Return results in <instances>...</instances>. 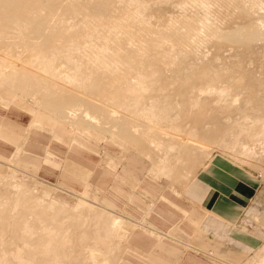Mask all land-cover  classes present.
<instances>
[{"label": "bare ground", "instance_id": "bare-ground-1", "mask_svg": "<svg viewBox=\"0 0 264 264\" xmlns=\"http://www.w3.org/2000/svg\"><path fill=\"white\" fill-rule=\"evenodd\" d=\"M68 1L0 0V45L5 44L6 51V46L9 45L7 52L10 53L18 44L24 43V47L26 46V50L23 45L24 49L19 50L20 53L26 51L23 57L18 51L20 55L15 53L9 56L6 51L3 53L2 50L5 49L0 47L1 82H8L12 89L19 87L20 91L32 98L41 94L42 100L36 101L37 104L51 115L66 120L70 126L80 127L85 122L90 126H102V129L107 127L111 137L117 136L126 140L125 142L130 141L128 144L133 142L135 147H141L146 153L144 157L150 159L152 166L149 171L154 178L166 176L165 178L168 177L171 181H188L193 175L189 169L195 167L192 165L195 160L198 161V156L202 153L205 155V151L208 154L207 148L210 146H218L217 150L221 147L226 149L228 142L232 143L233 147L238 143V148H234L233 153L236 151L243 163L246 161L250 164L253 161L254 164L257 161L264 167V162L259 159L264 156V100L256 103L258 101L251 102V97H248V103L259 104L257 107L252 104L258 112L255 111V115H251L253 112L243 113L240 115V121L231 125L220 124V116L210 115L206 111L208 105L212 108L214 105L218 106L217 110H230L236 101L230 97V92H226L227 88L224 91V84L221 89L216 86L223 77L222 67L221 72L216 70L218 68L209 67L213 77L199 92L210 95L211 98L215 96V99L210 102V99L205 98L209 100L205 102L200 96L190 94L181 100V106L176 104L180 108L178 110L177 107L175 115L172 112L174 108H171L172 101L159 96L163 92L162 86H158L160 83L155 81L156 84H153L158 87V93L155 89V93L147 94L154 88L153 79L162 72H167L169 68L174 75L187 80L184 86L178 87V94L185 95L190 89L192 91L194 86L188 81L192 78L189 72L192 69L176 64V60L187 54L184 45L192 47V53L198 54L201 51L200 45L209 38L220 37L218 22H222L219 20L222 19L223 13L218 11L224 6L225 9H231L228 14L232 17L244 7L248 10L251 6V16L260 11L262 15L258 16L259 19L255 18L240 27V31L237 32L238 28L234 27L238 38L241 37V40L244 39L247 43L261 40L260 38L264 40V0H179L173 3V6L177 7L178 13L181 11L182 15H176L174 20L169 19L171 21L162 29L147 22L143 15L152 3L159 4L166 0ZM247 4L248 8L245 6ZM213 5L217 6V12L212 11L216 8ZM255 8L258 10L254 11ZM80 13L84 15V19L79 23V20L76 22L75 19L78 16L74 17L73 14ZM67 14H72L73 18L70 17L66 22L64 16ZM18 20H21V23ZM64 22L68 25L64 26ZM24 29H30V32H24ZM93 30H103L104 33ZM79 40L83 41L79 42L82 48L91 53L84 55V58L90 63L93 62L92 68L85 72L75 67L71 71L69 66V69L65 70L63 68L67 64L63 58L64 64H58L59 68H63L59 70L58 66L54 65V53L57 55L60 52H55L57 45H61L59 48L64 50L67 44V47L73 44L76 49L74 44ZM12 45H16L14 49ZM178 45L182 49L185 48L179 49L176 53L178 55L175 56L176 50L173 51ZM6 53L8 55H5ZM73 55L69 56L70 58L66 56L67 60H71ZM257 86L264 93V79H260ZM249 92L254 94L251 90ZM209 106L208 108H211ZM202 114L205 117H200ZM189 117L193 119L188 120ZM163 122L165 129L163 128L162 136L158 133L157 125ZM217 131L219 136L216 138ZM125 142L122 141L124 146ZM145 145L147 149L143 148ZM126 148L122 154L128 152L129 147ZM227 150L225 153L231 151V155L232 150ZM232 155L233 159L237 156ZM170 157L172 161L169 160ZM235 160L241 163V160ZM0 183V264H111L112 260H116L115 255L121 251L118 249L122 248L118 246L119 242L131 227V222L104 207L98 196L89 192L90 189L78 195V200L72 204L43 188L28 185L24 179L14 174H0Z\"/></svg>", "mask_w": 264, "mask_h": 264}, {"label": "rangeland", "instance_id": "rangeland-1", "mask_svg": "<svg viewBox=\"0 0 264 264\" xmlns=\"http://www.w3.org/2000/svg\"><path fill=\"white\" fill-rule=\"evenodd\" d=\"M70 1L71 0H69L68 3ZM167 1L170 3H168ZM177 1L179 0H166V1H163L164 3L161 1L159 4L152 3L151 4L152 6H149L146 12H144L143 16L145 17V20L147 18L146 21L152 24L154 27L156 26L159 29L160 28L162 29V27L164 28L165 25H167V22L171 21L169 19L174 20L175 19L174 17L176 15H179L182 13L181 11H179L178 13V8L173 6V3H176ZM248 5L249 4L245 6L248 8ZM215 6L213 5L214 8ZM224 7L221 9V11H218V13L220 12L221 14L223 13L222 15H225L223 17L221 15L222 19L219 21H222V22H218V33L221 30L219 34L220 37L219 36L214 37L213 39L209 38L210 40L208 39V41L200 45L201 47L200 46L199 47L201 51L199 50L200 51L198 52V54L200 53L199 55L192 53L193 52L192 47H188L187 45H184L186 46L185 48L183 45H181L182 47L186 49L187 54L185 53L186 54L185 56L177 58L176 64L178 63V64H181L183 67L192 69L191 71L189 70L190 74L192 75V78L191 80H188L192 82L191 85L194 86L192 91L190 89L189 92L186 93L185 95L178 94V90H179L178 87L182 85L184 86V82H186L187 80L184 81L182 76L181 78H179L180 77L179 75H174L172 71H169V69L171 68L167 69L168 71L166 70L168 73L162 72L160 76L157 75L160 79H158V77L156 76L153 79L154 81L152 82V85L154 84L155 81L157 82V84L160 83L158 84V86L159 85L162 86L163 88L162 91L164 93L162 92L161 95L159 94H156V95H159L161 97L164 96L168 100L172 101L171 108H174V110L172 111L174 113L176 112L175 110L178 107L177 106L178 103H179V106H181L182 105V104L180 105L181 100L185 99L190 94H194V96L197 95L198 97L200 96V98L205 100V102L209 101L206 99H210V102L214 100L215 96L211 98L212 96L210 97V95H206L204 93L199 94V92H200V89L203 90L202 87L205 85V83L211 80V78L213 77L212 70H208L209 67L212 66L214 69L218 68L216 70H219L220 72L222 70L221 69L222 67L223 68L222 72L224 73L225 70L226 72L224 74L221 73L223 77L219 79V81L221 82L218 81V84L216 86L218 88L220 87L222 88L224 84L225 86L223 88L224 91L228 89L229 91L227 90L226 92H230L229 93L230 97L236 99V101L233 102L234 104H232L231 106L233 107V109L231 108L230 110L223 111V110H217L219 109L217 108L218 106L214 105L216 108H214V106L212 108V106L208 105L209 107L212 108L211 110V108H208V106L206 105L207 106L206 111L210 115L220 116V120H219L220 124L231 125V124H235L239 122L242 117V116L240 117V115H242L243 113L249 112V114H251V112H253L251 115L253 114L255 115V113H257L258 111H256L254 107H257L259 105V104L256 105V103H261V101L264 100V93L262 92V89L257 86V82L260 79H264V40H262L263 38H260L261 40H257V39L252 40V42H249L247 40L248 41L247 43L246 40L244 39H243L244 41L241 40V37L239 39L238 38L239 35H237V33L235 34L236 31L237 32L238 30L240 31V27H243L245 24L252 22L255 18L259 19L260 17L259 15H262L261 13H259L260 11L254 13L255 15L251 16L253 14L252 13L253 9H251V6L249 9L252 10V12H250L249 9L247 10L244 7L238 12L239 14L237 13L235 14V16L233 15L232 17L230 14H228L229 13L228 10L230 11L231 9L226 8L227 9L226 10ZM216 8L215 10H212V11L217 12L218 8L217 9ZM255 10H258V8L257 9L255 8L254 11ZM248 11L250 12V14L247 13ZM81 14L82 13L73 14L74 17L78 16L75 18L76 22L78 20H79V23L83 21L84 18L82 16L84 15L83 14L81 15ZM68 15L69 14L64 16L65 18L64 21L70 20V17L73 18L72 14H70L69 16ZM72 18L71 20H74ZM18 21H20L19 23H21V20H18ZM95 21L97 22V20H94V22ZM22 22H25V21L22 20ZM235 23L237 24V26L238 25L239 26L237 27ZM63 25L67 26L68 23H65ZM230 26L233 27V29ZM234 26L236 27V29L237 28L238 29L236 30ZM29 30L24 29V32L25 31L30 32ZM228 30L229 31L234 30V31L231 33V31L229 32ZM96 31L98 32L100 30H93V32H96ZM104 31L106 32L107 30H104ZM100 32H103V30ZM8 35L10 36L11 34H8ZM9 36L8 38H10ZM79 42L81 43L83 41L82 40L81 41L79 40L78 42L76 41V44H74L76 49L73 48L74 47L72 46L73 44L70 45L69 47H67L68 44L67 46L65 45L66 47L62 45V47L64 46L65 48H68L67 50L65 48H63L64 50H62L59 48L61 47V45H57L58 49L56 47L57 50H55V52L60 51L62 54L60 52L57 55L56 53H54L56 56V59L60 58L57 60L55 59L56 63L54 61L55 63L54 65L58 66L59 68V66L62 65L61 63H63L65 59L64 63H66L67 66L65 65L66 67L64 68L62 67L65 70L69 69L68 68L69 66H70L69 70L71 71H73L74 70L73 68L75 67L85 72H87V69L90 70L92 68L91 63L93 62L90 63V61L84 58V55H87V54L90 55L91 53L90 51L84 50L82 48V45ZM2 45L3 44L1 43L0 47H2V49H5L4 47L5 44L3 46ZM16 45H12L13 49ZM22 45L24 47L25 44L24 43L18 44L14 50H11L12 48L11 47L10 48L11 53L7 52L10 47L9 45L6 46L8 47L7 51L6 49L2 51L3 53H5L6 51L9 54V56L15 53L17 54L18 52L19 53L21 52L19 50H23L24 48H25L24 50H26V46L23 48ZM77 45L81 49L80 48L78 49ZM70 47H72L73 49H70ZM178 47L174 48L173 52H175L176 50L175 54L178 53L177 51H179V49L180 50L182 49L180 45H178ZM69 49L70 51H68ZM61 50L62 51L66 50L67 52L66 51L62 52ZM72 50H73V53H72ZM24 52L25 53H20L21 57H23L26 54V51ZM7 53L5 55H8ZM72 55L74 57L71 60H67L68 59L67 57L72 56ZM177 55L178 54H176L175 56ZM73 59L74 60L76 59L75 61L77 62V64L79 63L78 67H77V64H75L76 62ZM67 61H71V63ZM62 68H59V70H61ZM169 75L170 76L172 75V76L170 77ZM168 80H171V81H168ZM1 83H0L1 84L0 85L1 86V89H0V159L2 161L0 160V174L2 175L14 174L17 177L24 179L28 183V185H31V186L35 185L39 188H43L49 191L50 193L73 204L78 200V196L73 197L72 195H68L67 193L61 190L62 186L60 185L50 186V184L66 183L78 191H83L85 189L84 181L82 178L76 177L70 174L68 175L63 174L62 170L64 169L68 161L69 160L74 161L78 165H81L85 168H95L96 167L95 174L93 173L90 177V181L94 183L97 181L99 175L103 172V169H104L98 165V162L100 161L101 156L104 158L103 164H107L112 161L117 162L116 160L117 158L115 159V156L118 155L122 151V149H127L126 147H129L128 152H127V155H128L127 160L123 162L122 166L119 169V173H121V175L123 176H126L125 182H122L119 184L118 180L113 178V175L111 174V177L108 183L109 185L107 186L105 193L101 191L97 192V190L94 187H91L89 192L95 193V195L98 196V200L101 203H103V205L106 204L112 207L114 211L128 218L132 217L137 220L146 219L147 221L152 223L154 226L159 228L161 231L169 233L171 237H164L163 239L165 243L164 246L166 245L173 246L177 249V252L175 251L176 254H170L164 251V249L156 247L155 246L157 242L156 237L152 235L150 236L146 235L142 231V233H140L142 234V237L138 238V236L132 235L130 238V243L132 244V246L134 245L138 247L140 251L139 254L125 253V247H124L125 238L129 230L131 229L129 228L124 238L121 239L120 242L118 240L119 242L118 246H122V248L120 249L119 247L118 251L119 250L121 251H119L116 254L118 256L115 255L116 260L115 259L114 260L116 261V263L114 262V264H159L155 260H151V259L149 260L148 258L144 257L145 255H151V256L154 255V256H161L162 258H169L172 262L171 264H173L176 261V257L179 255H181V260L178 262V264H223L222 262H219L213 259L212 256H209V254H206L201 251L194 252L193 250L183 245L180 241H184L196 247L203 248L207 251L212 252L216 256L226 258L230 261H233V260L237 261L238 259L242 260L247 257V255H241V254L234 253L232 251H228L220 247L219 245L207 240L204 236L200 234V232L198 231V222H197L199 218V212H198L197 206L190 203L186 199L185 195H180L179 193H177L179 191V186L182 187L183 186L182 184H185L184 182H187V180L186 179H184V181L179 180L178 182L174 180L171 181L170 179H168V177L165 178L166 176H163L159 179H154L153 177H151L149 174H147V170L151 166V163L149 161L150 159L148 160L146 157H144L146 156V153H145V150H143L141 147L139 146L135 147V144L133 142H132L133 145L132 143L128 144L130 143V141H127L128 142L127 143L125 142L126 140L125 141L124 139L121 140L120 137H117V136L111 137L110 136L111 134H109L110 132L108 133L107 131L109 130L107 127H105V129H102V126H90L88 125V123H85V122L82 123L80 127L70 126V124L66 120H63L62 118H57L54 115H51V113L47 112V110L44 107L37 104L36 101L42 100L41 94H37L34 98H32L31 96L24 94L22 91H20L21 89L19 90V87L17 89H12L10 88V85L8 82H7L8 85L6 82L5 83L1 82ZM215 83H217V81H215ZM155 89L156 90L158 89L156 85L154 86L153 90L151 88V91L149 90L147 94L150 95L151 92L155 93L156 91ZM250 90L253 91L254 94H250L249 92ZM156 93H158V90ZM165 95L167 96L169 95V97ZM248 97L249 98L251 97L250 98L251 102L252 101L254 102L258 101V102H256L255 104L251 102L248 103L249 102ZM173 102H175V104ZM179 108L180 107H178V110ZM213 109H216L217 111ZM208 110H210V112ZM175 114L176 113H174V115ZM201 116L205 117L203 114L200 115V117ZM190 119L192 120L193 117L191 118L189 117L188 120ZM46 120H48L50 123H55L54 128L49 127L48 126L49 124L46 125L41 122V121H46ZM157 126L159 128L158 133H160V135L163 136L164 132L162 131L165 129L164 122ZM218 136H219V131L216 132V138ZM23 137H25L26 139L24 140V144L22 145V148L26 150L28 153H30L29 155L25 151H20L19 153L15 152L16 147L18 146V144L21 143V139ZM73 138L77 140L73 141ZM16 140H18V143H16L17 142ZM122 141L123 143L125 142V146L126 144L129 146L125 147L124 144H122ZM69 143H71V145H69ZM228 143H229L228 146L232 145V143L230 142ZM236 144H235L236 145L235 147H233V145L230 146L228 150H227L228 146L226 149L223 148L224 150L222 149V147L217 150L216 148H218V146L217 147L213 146L215 147L214 149L212 146H210L209 148H207L210 150V151L207 150V153L208 154L210 153V154L209 155L206 154V151H205L204 154L207 155L205 156V155H202L203 154L202 153L201 155L204 157H202L201 155L198 156L196 158L198 159V161L195 160L193 162L194 165H192L195 167H192L191 169L188 168V169L189 171H192L193 174H195L199 169L202 168L201 165H203L208 159H210L211 156H223L229 159L231 162L235 163L236 165L241 166L242 168L248 170L251 173H254V175L257 176V178L260 180V189H259L260 197L264 201V170H263L264 167L262 166L263 164L261 165L259 162L256 161V159L258 158L257 156H256L257 158L255 159L256 163L253 164L252 163L253 161L250 164L246 161L244 162L247 164L243 163V160L240 159L236 151H235V154L238 156V158L233 153L234 148L236 149L238 148V143ZM145 146L143 148L147 149V146L146 147ZM231 147H233V149ZM106 149H109V151H111V154L109 152H108V155L103 154V150H106ZM226 150L227 151L232 150V154L235 156V158L233 159V157H231L232 155V154L230 155L231 151L230 153L228 152L229 155L228 153H225ZM141 151H144V152L141 153ZM199 158L203 161H201ZM170 159L172 161L171 157L169 158V160ZM235 159L241 160V163L240 161L236 162ZM259 159L260 161L264 162V156L262 158L260 156ZM126 167L129 172L128 174L123 173V169ZM33 174L37 175L39 179L34 178ZM137 179L138 181H136ZM134 184H136V187L133 186ZM0 191H2L1 183H0ZM160 195H163L165 199H163ZM263 212H264V207H263ZM6 237L8 239V236ZM263 245H264V242L262 246L260 247L261 249L259 248L256 251L258 252L257 255L255 252L248 258L247 260L248 263L252 262L250 264H253L256 262L258 263L260 261H261L260 264L264 263ZM259 250L261 251L259 252ZM260 255H263V257H261ZM114 260H112V262Z\"/></svg>", "mask_w": 264, "mask_h": 264}, {"label": "crops", "instance_id": "crops-1", "mask_svg": "<svg viewBox=\"0 0 264 264\" xmlns=\"http://www.w3.org/2000/svg\"><path fill=\"white\" fill-rule=\"evenodd\" d=\"M41 122L46 125L49 124V127L54 128L55 123H50L48 120ZM25 139V137L21 139V143L18 144L15 152L19 153L20 151H25L29 155L30 153L22 148ZM74 140L77 139L73 138V141ZM16 141V143H18V140ZM69 145H71V143H69ZM106 150H103V154L108 155V152L111 154L109 149ZM122 152L123 149L115 156L117 162L112 161L107 164H103L104 158L101 156L98 165L104 169L94 183L90 181V177L93 173L95 174L96 167L85 168L69 160L62 170L63 174H70L82 178L85 188L83 191H78L66 183L50 184V186L60 185L62 186V191L73 197L82 195L91 187H94L97 192L101 191L105 193L109 185L111 174L113 178L118 180L119 184L126 180V176L119 173L120 167L123 162L127 160L128 156L127 153L122 154ZM151 166L147 170V174L149 175L151 174L149 171L151 170ZM123 173H129L127 167L123 169ZM33 176L39 179L37 175L33 174ZM150 176L154 178V176ZM154 179L159 178L155 177ZM136 181H138V179ZM185 184V186L183 185L184 187H179L177 193L185 195L190 203L197 206L199 212L197 222L200 234L207 240L228 251L247 255V257L242 260L230 261L190 243L184 241L180 242L194 252L201 251L209 254L213 259L223 264H247L248 258L254 254L264 242V201L260 197V180L257 176L223 156H212ZM133 186L136 187V184ZM160 196L165 199L163 195ZM101 204L103 205V203ZM105 205L106 204L103 206H108ZM108 209L112 210L113 208L110 207ZM112 211H114V209ZM114 212L122 215L116 211ZM122 216L131 222V229L126 235L125 246L123 245L125 247V253L139 254L140 251L138 247L132 246L130 238L132 235L138 236V238L142 237L140 233L143 231L146 235L156 237V247L164 249V251L170 254H176L175 251L177 252V249L175 247L169 245L164 246L165 243L163 239L164 237H171L169 233L161 231L146 219L137 220L132 217L128 218L124 215ZM144 257L149 260H155L159 264L172 263L169 258H162L161 256L145 255ZM180 260L181 255L176 257V261L173 264H178Z\"/></svg>", "mask_w": 264, "mask_h": 264}]
</instances>
